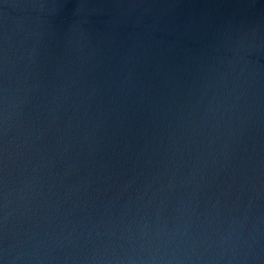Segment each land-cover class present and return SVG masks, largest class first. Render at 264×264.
<instances>
[{
	"label": "water",
	"instance_id": "obj_1",
	"mask_svg": "<svg viewBox=\"0 0 264 264\" xmlns=\"http://www.w3.org/2000/svg\"><path fill=\"white\" fill-rule=\"evenodd\" d=\"M0 264H264V0H0Z\"/></svg>",
	"mask_w": 264,
	"mask_h": 264
}]
</instances>
